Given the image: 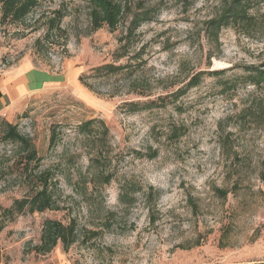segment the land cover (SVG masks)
Returning <instances> with one entry per match:
<instances>
[{"label": "rangeland", "instance_id": "rangeland-1", "mask_svg": "<svg viewBox=\"0 0 264 264\" xmlns=\"http://www.w3.org/2000/svg\"><path fill=\"white\" fill-rule=\"evenodd\" d=\"M220 1L131 0L132 13L148 9L153 19L137 30L122 58L116 57L119 39L132 13L115 31H92L88 0L43 1L18 24L1 22L0 3V67L29 60L62 78L35 92L13 117L0 114V207L30 196L36 173L47 169L58 206L13 219L1 213L0 264L264 261V88L246 78L247 67L264 64V2L251 8V25L224 27L217 45L205 22ZM55 10L64 15V32L47 37ZM128 61L135 66L131 76L89 79L100 94L79 80L99 65ZM200 71V83L178 94ZM130 80L152 98L169 94L166 106L128 110L123 102L148 99L128 91ZM94 117L109 127V145L102 148L106 158L92 164L100 139L77 127ZM4 121L37 150L29 172L23 169L27 151L3 137ZM107 174L112 179L103 183ZM46 219L73 222L75 241L37 253Z\"/></svg>", "mask_w": 264, "mask_h": 264}, {"label": "trees", "instance_id": "trees-1", "mask_svg": "<svg viewBox=\"0 0 264 264\" xmlns=\"http://www.w3.org/2000/svg\"><path fill=\"white\" fill-rule=\"evenodd\" d=\"M46 0H0L1 3V22L2 23H20L24 22L27 16L40 5L41 2ZM90 3V26L91 30L95 31L104 26H107L111 31H115L119 24L128 18L132 13L131 0H88ZM264 0H221L219 3L216 14L210 17L205 22V31L207 36L212 39L217 45L219 44V34L224 27L236 26L241 27L244 25H251L254 21V16L250 13L251 8L256 4L263 3ZM54 16L48 18L47 37L50 33L57 29L59 32H64L60 26L63 13L60 10H55ZM151 10L145 9L141 12L132 13L126 26V34L120 37V47L116 53L117 58H122L128 55V48L131 47L133 39L137 35V30L145 22H149L153 19ZM125 41V42H124ZM144 48L142 47L139 51H135L133 56L129 57V61L136 59L142 55ZM126 64H115L105 63L97 67L92 68L91 73L82 74L79 77L80 82L87 86L91 91L100 94L98 89L92 82L89 81L91 77H96L102 73H107L115 76H131L134 72L135 66L132 62ZM247 81L253 84L256 89L264 88V64L252 65L246 68ZM203 72H197L190 76L185 86L177 90L179 93H185L187 89L197 86L201 81ZM128 85H133L128 91L134 93L140 97L148 98L146 101L141 102L140 100H130L123 102V106L127 107L130 111H138L153 107L154 105H160V107L166 106V98L169 94L159 95L152 98V96L145 94L143 91L137 90L133 84V80L127 82ZM174 94V93H172ZM4 134L5 140H14L24 150L27 151L26 160L24 162L23 169L29 172L33 161L38 159L37 150L31 142V139L26 135L22 134L16 125L4 121ZM79 132H85L90 134L95 132L96 136L100 139L94 144L96 147L95 151L92 152L90 157L91 163L100 161L106 158V154L102 148L109 145V127L105 120L102 118L94 117L88 120L82 121L78 124ZM173 133L178 137V127L173 126ZM56 130L52 131L50 145H55L57 140ZM157 152L150 154V157H155ZM47 169L42 172L36 173L37 184L34 187L33 193L30 196L17 198L13 203L6 208L0 207V218L1 213H6L8 217L13 219L18 214L23 213H34L44 212L45 210L57 209V203L54 198L53 185L55 183L54 176ZM112 179V174H107L103 180V183H109ZM152 193L159 195L160 191L150 186ZM223 195H227V191H223ZM76 225L72 222L64 224L62 221L57 219H46L43 223V229L41 234L40 243L34 246L37 253H48L53 250L59 242H62L64 247L70 246L76 239ZM223 236L227 235L228 227L223 226ZM95 233V232H94ZM220 240V246L226 245L223 239ZM248 264V263H244ZM249 264H264V261H257Z\"/></svg>", "mask_w": 264, "mask_h": 264}, {"label": "crops", "instance_id": "crops-1", "mask_svg": "<svg viewBox=\"0 0 264 264\" xmlns=\"http://www.w3.org/2000/svg\"><path fill=\"white\" fill-rule=\"evenodd\" d=\"M61 80V75L38 68L29 60L13 67H0V114L13 117L18 108L26 107L27 100L35 92Z\"/></svg>", "mask_w": 264, "mask_h": 264}, {"label": "built area", "instance_id": "built-area-1", "mask_svg": "<svg viewBox=\"0 0 264 264\" xmlns=\"http://www.w3.org/2000/svg\"><path fill=\"white\" fill-rule=\"evenodd\" d=\"M33 264H46L45 262H36V263H33Z\"/></svg>", "mask_w": 264, "mask_h": 264}]
</instances>
